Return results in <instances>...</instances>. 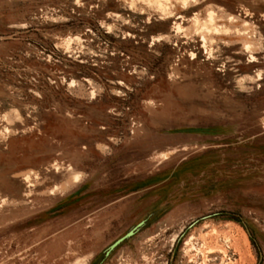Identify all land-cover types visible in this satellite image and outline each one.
<instances>
[{
    "label": "rangeland",
    "instance_id": "rangeland-1",
    "mask_svg": "<svg viewBox=\"0 0 264 264\" xmlns=\"http://www.w3.org/2000/svg\"><path fill=\"white\" fill-rule=\"evenodd\" d=\"M0 264H264V0H0Z\"/></svg>",
    "mask_w": 264,
    "mask_h": 264
},
{
    "label": "bare ground",
    "instance_id": "bare-ground-1",
    "mask_svg": "<svg viewBox=\"0 0 264 264\" xmlns=\"http://www.w3.org/2000/svg\"><path fill=\"white\" fill-rule=\"evenodd\" d=\"M76 178V177H75Z\"/></svg>",
    "mask_w": 264,
    "mask_h": 264
}]
</instances>
